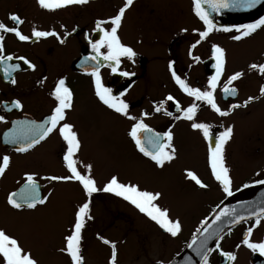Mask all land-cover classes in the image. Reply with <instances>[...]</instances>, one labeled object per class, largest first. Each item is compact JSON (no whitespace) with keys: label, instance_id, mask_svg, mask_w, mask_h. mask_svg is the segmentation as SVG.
I'll use <instances>...</instances> for the list:
<instances>
[{"label":"flooded vegetation","instance_id":"1","mask_svg":"<svg viewBox=\"0 0 264 264\" xmlns=\"http://www.w3.org/2000/svg\"><path fill=\"white\" fill-rule=\"evenodd\" d=\"M124 4L125 0H88V3L83 5H69L49 11L40 7L38 0H0V23L8 27H18L23 35L30 38L21 41L13 33H4V52L0 54L12 57L11 60L0 63V117H3V120H0V163L4 156L9 157V165L0 176V230L16 239L27 253L31 252L27 246L29 237L23 239L16 233V229L4 227L2 220L31 221L39 218L43 225L38 226L37 236L40 243L45 244L47 238H50L46 231L49 228L47 215L54 214L57 220L60 219L54 208L53 189L64 187L69 196L71 195L67 188L70 186L73 187L72 193L82 190L76 181L46 179L49 176L70 175L63 160L67 153V144L59 134V125L27 151L17 150L25 142L23 136L28 129L34 125L45 124L57 106L52 93L60 79L66 81L73 93V106L66 111V119L61 123L72 124L73 131L80 140L81 147L74 159L77 160L83 150L84 140L109 138L113 133L112 122L116 124L114 133L123 135L126 141L131 142L134 151L143 157L145 156L139 152L129 135L132 125L137 121L143 120L152 129L151 133L142 134L145 140L153 134L163 136L171 131L173 146L175 127L181 121H189L182 118L183 110L195 103L198 105L195 121L208 124L210 135H217L227 129L228 119L231 117L232 131L235 133L236 130V135L251 142L248 145L251 152L244 153L252 163L251 169L246 170L241 180L242 185L238 187L230 178L231 193L241 188L263 185L260 181L264 180V136L262 137L259 131L264 124V95L260 92L264 86V75L249 68L248 72L252 73V76L244 78L242 75L228 85L235 88L236 92L225 94L223 88L227 85L229 77L235 73L227 67V54L224 49L223 73L214 96L220 109L229 115L220 116L206 103L196 101L183 92L172 73L175 71L190 87L199 88L201 91L209 90L208 80L216 74V61L212 56L213 45L222 49L228 48L231 53L238 49L254 50L249 65H264V27L240 40L233 39V36L241 34L236 31L237 28L256 23L264 19V16L250 23H242L233 16H226L220 24L213 22L215 29L220 30L214 29L207 38L201 40L199 33L205 30V25L195 15L193 0H133V4L125 11L117 34L124 45L135 51L136 56L131 60L121 57L115 72L108 61L101 60L99 66L104 87L111 89L114 96L127 103L128 115L135 118L128 119L100 102L95 95L94 78L90 75L97 67V61L92 59L95 56L92 43L103 36L96 27L97 22L104 21L101 27L110 30L111 24L107 21L116 16ZM12 14L17 15L23 23L16 24L12 21ZM224 28L230 31L225 32L222 30ZM33 30L55 32L57 35L37 39L32 36ZM101 51L106 52V49ZM193 57L199 59L195 60ZM25 60L29 63L26 64ZM29 64L34 67H29ZM9 65L19 67L15 70L9 69L11 74L6 76L4 70ZM122 72L131 75L123 76ZM13 80L15 83H12ZM134 87L141 88L143 94L137 100L126 99L128 91ZM168 96H172L173 100H167ZM249 97L254 99L248 102ZM14 101H19L22 107H15ZM246 102L248 103L245 106ZM233 105L239 107L233 108ZM157 106H161L159 112L155 110ZM166 112L171 114L166 115ZM16 137L21 139L12 143ZM206 163L209 177L213 180L211 183L216 184L225 200L230 195L212 175L209 159ZM29 175L34 177L39 186V195L45 198L46 202L37 204L32 209L26 205L21 209H14L8 204V197L14 192L21 193ZM192 183L196 185L194 181ZM71 197L76 200L75 195ZM94 197L93 195L91 199ZM17 199L19 200V195ZM110 199L118 201L116 196H111ZM101 206L104 209L99 208ZM90 209L91 222L96 216L100 217V214H111L104 204L96 206L93 201L90 203ZM114 215L122 220L125 213L119 210ZM258 219L259 224L256 223L257 219L251 220L226 234L219 241V248L216 245L211 252L207 264H264V255L252 251L243 243L249 228L252 229L249 241L254 243L257 227L263 224L264 216ZM50 229L53 233V229ZM84 230H87L86 223ZM161 232L163 235L167 234L163 229ZM83 241L86 246L85 240ZM84 247L81 245L82 250ZM221 251L232 253L235 260L221 256ZM0 264H3L2 258ZM83 264H86L85 257Z\"/></svg>","mask_w":264,"mask_h":264},{"label":"rangeland","instance_id":"2","mask_svg":"<svg viewBox=\"0 0 264 264\" xmlns=\"http://www.w3.org/2000/svg\"><path fill=\"white\" fill-rule=\"evenodd\" d=\"M226 50L227 67L234 73L240 72L244 78L252 76L249 73V60L254 50H235L231 53ZM256 83L257 80H255ZM255 88V87H254ZM143 91L134 87L128 91L126 99L137 100ZM228 128L231 127L232 118L229 117ZM192 121H181L175 127V157L164 166L158 167L147 158L137 154L131 142L114 133L116 124L112 122V135L99 140L94 138L84 140L78 155V169L86 172L85 165H91V175L98 188H103L112 176H117L121 183L138 184L142 190L159 192L161 196L155 203L166 209L169 218L179 220L181 230L175 237L167 233L163 235L158 225L149 217L141 213L134 205L113 193L103 191L94 193L92 201L96 206L104 204L109 216L100 214L94 220L86 221L87 230L82 231L81 249L86 264H111L112 248L104 244L107 239L116 245V264H167L173 256L179 254L191 236L198 231L202 221L211 215L216 206L223 200L218 187L209 177L207 170L209 143L215 144L217 135L212 133L211 140H206L202 131L191 127ZM264 136V124L259 131ZM235 133L236 130H235ZM232 131L231 138L224 144V163L229 169V176L234 185H242L246 170L251 169V161L244 153L251 152L249 140H243ZM193 172L206 185L200 188L187 177V172ZM249 175H245L248 177ZM64 187L53 189L54 208L60 219L47 215V233L50 238L40 243L37 236L38 226L43 225L39 218L29 220H2L4 227L16 229V233L23 239L29 237L27 246L30 248L32 258L37 264H71L70 257L61 251L65 247V236L70 234L74 223L75 213L79 206L88 199L80 190L73 192V187L67 188L74 200L64 191ZM92 195V196H93ZM111 196L118 201H111ZM104 209L102 206L99 207ZM122 210L125 215L121 218L114 215ZM53 233H51V229ZM264 221L257 227L254 243L264 242ZM58 232V233H57ZM58 234V235H57ZM31 236V237H30ZM185 243V244H184Z\"/></svg>","mask_w":264,"mask_h":264},{"label":"snow or ice","instance_id":"3","mask_svg":"<svg viewBox=\"0 0 264 264\" xmlns=\"http://www.w3.org/2000/svg\"><path fill=\"white\" fill-rule=\"evenodd\" d=\"M258 0H193L195 15L203 21L205 25V30L199 33L200 39L203 40L208 37L210 32L215 29V25L212 20L209 19V14L205 10L204 5H208L213 11H220L224 8H235V7H253ZM40 7L47 9L49 11H55L60 8H64L69 5H83L88 3V0H38ZM133 4V0H125L123 7L119 9V12L116 16L107 21L111 24V29L106 30L101 25L105 23L104 21L97 22L98 31L103 33L101 39L92 43V49L95 53V56L92 57L93 60L97 61V67L93 70L90 75L94 78L95 82V95L98 97L100 102L107 106V108L112 109L114 112L127 117L128 119H135L128 115V105L120 97L114 96L112 90L104 87L101 82V77L99 74V66L101 60L108 61L109 66L112 67V71L115 72L117 67L121 62V57H126L129 60L133 59L136 56L135 51L126 45H124L120 37L118 36V29L120 28L121 22L123 20L125 11L128 7ZM10 19L16 24H21L23 21L15 14L10 16ZM264 27V19H261L253 24L243 25L242 28H237L236 31L241 33L240 35L233 36V39L240 40L242 37H247L256 32L257 29ZM220 30V29H215ZM227 32L230 31L228 28L222 29ZM4 33H13L19 40L27 41L30 38L23 35L18 27H8L3 23H0V54L4 52L3 40ZM55 32H45L33 30L32 36L39 39L41 37L56 36ZM63 43V41H61ZM91 43V41H90ZM195 47V45H193ZM101 49H106V52H102ZM212 56L216 61V74L208 80V89L206 91H201L199 88L190 87L186 81L182 80L175 71L172 75L183 92L188 96L193 97L196 101H202L209 105L213 111L217 112L220 116L229 115L228 112L223 111L217 105L215 101L214 92L218 86L220 77L223 73L224 63H225V52L224 49L219 46H212ZM11 56L0 55V63H3L5 60H11ZM23 59V58H21ZM193 59L198 60V57H193ZM26 64L29 62L24 61ZM115 65V66H113ZM18 65H9L5 68L4 73L6 76L11 74L10 70H15L18 68ZM29 67H34L29 64ZM171 67V65H170ZM250 68L256 69L260 74L264 75V65H250ZM121 75L129 76L130 73L122 72ZM243 74L240 72L235 73L228 79L227 85L224 86L223 91L225 94H234L236 92L235 88H230L228 85H231L233 81L238 80ZM12 83H15L13 80ZM261 95H264V86L260 89ZM55 100L57 101V106L54 108L52 114L48 117L45 124L34 125L29 128L28 131L24 134L23 139L24 143L17 150L20 152H25L31 148L34 144L39 143L40 140L44 139L50 132L57 128L59 125V134L67 144V153L64 155L63 160L68 169L70 175L63 177L49 176L46 177L48 180H59V181H76L82 187L83 192L86 197H88L85 202H83L78 210L75 213L74 223L70 230V234L65 236V247L61 251L66 252V254L71 259V264H83V257L81 255V240H82V231L85 227L87 220H90L92 217L90 215V203L91 197L94 193L103 191L105 193H113L118 197H122L125 201H128L130 204L134 205L141 213L149 217L154 221L161 229L165 232L171 234L175 237L179 234L181 230V225L179 220H172L169 218L168 212L166 209L160 208L155 201L159 199L161 193L159 192H150L142 190L138 184L131 183H121L117 176H112L103 188H98L96 181L92 178L91 175V165H85L86 172L82 173L78 169V161L74 159L75 154L79 151L81 144L76 132L73 131V125L70 123H61L66 119V111L71 109L73 106V93L70 88L66 85L64 79H60L56 85L55 90L52 93ZM252 97H249L250 102ZM167 100L172 101L173 97L168 96ZM245 103V106L247 103ZM15 107H22L19 101L13 102ZM179 107V106H178ZM233 108L239 107V105H233ZM198 105L193 103L187 109L183 110V119L192 121L191 127L196 130L202 131L204 138L206 140H211L209 128L210 126L205 123H198L195 121V114L197 112ZM157 112L161 110V106H157L155 109ZM170 115L171 113H165ZM179 118V117H178ZM0 120H3V117H0ZM152 129L148 127L143 120L137 121L131 127L129 133L131 139L135 142L136 148L142 153L145 157H148L152 160L156 166L163 167L165 162H170L175 157V148L172 146L173 134L171 131L166 132L161 136L160 134H153L148 137L146 140L143 138V133H151ZM232 128H227L224 132L216 138L215 144L209 143L208 147V159L211 167L212 175L217 181L223 186L224 191L231 195L230 185L231 179L229 176V169L225 166L224 163V144L231 138ZM21 137L14 138L11 142L16 143L20 140ZM9 165V157L4 156L2 163H0V176H2ZM187 177L195 182L200 188H205L206 185L201 182V180L191 171L187 172ZM264 184V180L260 181ZM19 195V200L17 196ZM8 204L14 209H21L25 205L29 208H35L37 204H44L46 202L45 198H42L39 195V186L36 183L32 175L27 176V183L22 189L21 193H12L8 197ZM264 211V210H262ZM227 212L220 213L216 217L217 220L220 219V216L226 215ZM239 219H244L240 217ZM259 219L256 223L259 224ZM207 224V222H205ZM207 231V229H205ZM252 229L249 228L248 235L245 236L243 243L252 251H258L261 255H264V242L252 243L249 241V236ZM212 234L206 236L204 240L201 241L199 247L196 249L197 254L202 256L203 264L208 262V253L212 251L207 248V241L211 238ZM222 238V237H220ZM195 238L193 239V244H195ZM104 244H110L112 248L111 264H116V245L111 243L107 239L103 240ZM192 247V245H189ZM219 248V244H217ZM221 256H226L229 260L234 261L235 256L232 253L220 252ZM0 258H2L3 264H37V261L32 258L30 253L25 252L18 241L9 235H7L3 230H0Z\"/></svg>","mask_w":264,"mask_h":264},{"label":"water","instance_id":"4","mask_svg":"<svg viewBox=\"0 0 264 264\" xmlns=\"http://www.w3.org/2000/svg\"><path fill=\"white\" fill-rule=\"evenodd\" d=\"M205 10L209 14V19L216 24H220L226 16H235L240 22H249L261 17L264 14V0H258L253 7H229L216 12L208 5H204ZM264 185L245 188L228 198L222 203L215 213L207 221V224L201 228L198 234L190 241L186 249L177 256L171 264H203L201 255L197 254L196 249L206 236L211 235L207 241V248L213 250L217 242L236 226L249 220L264 215ZM227 212L226 215L216 217L220 213ZM243 217L244 219H239ZM207 229V231H205ZM192 245V247H189ZM211 251L207 254H209Z\"/></svg>","mask_w":264,"mask_h":264}]
</instances>
